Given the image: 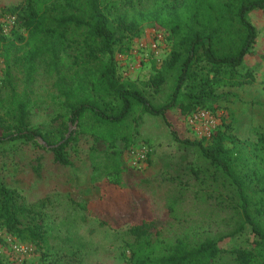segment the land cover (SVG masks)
Masks as SVG:
<instances>
[{"label": "trees", "instance_id": "trees-1", "mask_svg": "<svg viewBox=\"0 0 264 264\" xmlns=\"http://www.w3.org/2000/svg\"><path fill=\"white\" fill-rule=\"evenodd\" d=\"M264 10V0H26L6 12L16 13L20 30L13 39L0 37L6 70L0 96V143L40 140L53 152L54 160L71 165L68 147L79 140L77 129L85 122L99 128L102 139L128 141L132 122L143 114L161 116L175 142L187 154L194 153L197 167L188 168L190 178L201 184L194 191L197 201L226 213L231 223L200 241L185 233L162 248L150 247L147 220L134 224L131 264H212L223 251L220 243L250 226L257 237L252 249L231 250L235 264H264V134L256 142L230 132V124L209 137L195 139L181 133L168 117L177 110L186 117L212 104L230 102L233 90L255 81L244 62L259 34L248 13ZM164 30L168 56L162 65L174 79L168 100L154 103L132 78L121 73L117 54L127 52L144 28ZM22 43L12 52L15 42ZM55 76V86L64 99L67 114L61 126H33L28 92L14 85L12 64L19 66L26 87L36 80L38 64ZM166 81L163 70L151 77L159 91ZM189 164V163H187ZM177 176H180L178 173ZM121 189L148 191L152 179L129 167L123 152L111 150L91 177ZM100 188V187H99ZM182 195V192H179ZM180 197L169 203L174 211ZM88 217L114 230L113 221L89 207L79 205ZM0 224L18 237L40 242L44 223L40 213L26 203L22 193L0 177ZM157 231L156 233L159 235ZM143 240L147 243L144 247ZM0 243L5 244L0 238ZM161 244V241L159 242ZM0 264H4L0 255Z\"/></svg>", "mask_w": 264, "mask_h": 264}, {"label": "rangeland", "instance_id": "rangeland-1", "mask_svg": "<svg viewBox=\"0 0 264 264\" xmlns=\"http://www.w3.org/2000/svg\"><path fill=\"white\" fill-rule=\"evenodd\" d=\"M25 1L0 0V13ZM258 13V9H253L248 18L253 24L257 22L260 30V52L248 54L241 67H253L258 77L264 78V18L263 15L257 16ZM159 34L163 40L159 45L158 59L146 58L145 53H150L149 44ZM13 36V33L6 36L7 40ZM166 40L164 30L147 26L127 52L117 54L119 62L129 61L135 67L129 78L137 81L156 104L168 100L174 84L171 73L162 65L169 50ZM21 45L16 41L12 52ZM142 45L146 52L140 49ZM20 69L12 64L14 85L20 93L25 89L28 92L32 125L59 128L67 111L55 86V76L50 75L44 62L40 61L36 80L26 87ZM5 70L0 47V88ZM160 70L164 71L166 81L159 91H155L149 82ZM244 88H247L244 96L234 97L230 102L212 104L186 117L173 110L168 117L176 130L195 139L209 137L214 130L230 124V132L235 131L241 138L256 142L264 134V80L260 84L241 86L240 90ZM0 96H6V92L1 91ZM73 128L79 131V140L68 147L72 160L68 166L57 163L53 152L40 140L0 143L2 181L17 188L26 203L40 213L44 223V238L40 242L11 234L0 224V238L5 242L0 243L4 264H131L130 248L136 241L130 227L142 220L150 222L147 228L151 232L150 247L153 248H162L185 233L200 241L231 223L228 217L227 223L223 221L226 213L214 209L210 203L196 200L194 191L202 185L188 174L191 164L197 167L196 156L190 153L187 154L188 162L183 160V150L174 141L171 129L161 116L143 114L137 122H132L128 141L102 139L100 129L91 122H85L84 133L78 127ZM114 148L123 152L126 165L140 169L152 179L147 192L139 188L121 189L105 180L98 184L99 188L92 181L91 177L105 155ZM144 151L147 154L142 157ZM178 197L176 208L171 211L168 205ZM86 202L101 217L113 221L118 229L102 226L99 219L88 215L84 221L86 212L79 205ZM256 239L251 227L246 226L242 232L220 243L223 251L212 264H235L231 250L252 249ZM141 243L146 247L145 240Z\"/></svg>", "mask_w": 264, "mask_h": 264}, {"label": "built area", "instance_id": "built-area-1", "mask_svg": "<svg viewBox=\"0 0 264 264\" xmlns=\"http://www.w3.org/2000/svg\"><path fill=\"white\" fill-rule=\"evenodd\" d=\"M20 30V22L19 17L16 13L13 12H5L0 13V37L1 36H10L14 31ZM163 40V37L161 34L154 37L152 42L149 44V51L150 53H147L145 50V47L142 45L140 46V49L145 51V57L148 58L151 56L153 59H158V56L160 54L159 45L161 41ZM144 44V43H143ZM119 66L121 69V73L123 77L129 78L131 74L134 72L135 67L129 62V61H123L119 62ZM146 151L143 152L142 157H145Z\"/></svg>", "mask_w": 264, "mask_h": 264}, {"label": "crops", "instance_id": "crops-1", "mask_svg": "<svg viewBox=\"0 0 264 264\" xmlns=\"http://www.w3.org/2000/svg\"><path fill=\"white\" fill-rule=\"evenodd\" d=\"M258 11H259V13L257 14V16H262L263 15V18H264V10L263 9H258ZM256 26H257V22H256V24H255ZM258 31H259V34H261L260 33V30L258 29ZM259 34H258V37H257V41H256V43L254 44V47L252 48V51L250 52V53H255V52H260V48H261V41H260V39H259ZM249 53V54H250ZM260 55H261V53H260ZM246 57H247V55H246ZM244 69H247V70H251L252 72H254V75H255V81L253 82V84L255 85V84H260L263 80H264V78H260V77H258V75H257V71L253 68V67H250V66H246ZM253 84H251V85H253ZM248 89H250L249 87H248ZM245 90H247V88H244V90H240V88L239 89H237V90H233L234 92H236L237 94H238V96L239 97H241V96H244V91ZM241 95V96H240ZM233 100V99H232Z\"/></svg>", "mask_w": 264, "mask_h": 264}]
</instances>
